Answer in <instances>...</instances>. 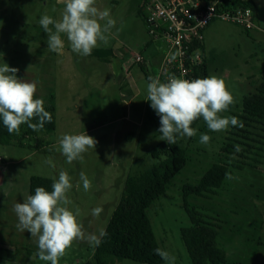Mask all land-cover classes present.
I'll list each match as a JSON object with an SVG mask.
<instances>
[{
  "label": "rangeland",
  "instance_id": "obj_1",
  "mask_svg": "<svg viewBox=\"0 0 264 264\" xmlns=\"http://www.w3.org/2000/svg\"><path fill=\"white\" fill-rule=\"evenodd\" d=\"M254 1L259 9L258 28L247 31L216 20L204 32L208 76L224 79L234 97L221 115L236 117L239 123L213 132L202 118L194 128L196 136L179 138L180 145L189 150V161L147 209L161 249L176 257L175 264H192L181 236V229L191 225L183 206V186L197 183L218 162L233 166L223 186L209 196L190 195L188 201L216 223L217 243L225 249L227 263L264 264V133L258 123L240 117L244 97L264 83V0ZM63 7V0H0V64L18 68L20 79L37 82L36 97L45 104L50 92L55 95L56 122L54 131L39 134L44 141L40 149L35 148V139H27L24 146L0 143V264H50L39 259L36 238L18 230L12 210L30 195L32 176L55 180L61 170L66 171L73 183L69 208H79L78 219L85 231L99 235L120 202L127 178L166 156L160 124L148 116L146 86L153 70L147 66L143 71L135 60V55L148 58L153 52L141 0H97V7L110 9L117 22L109 45L97 48L122 47L126 60L92 54L81 57L67 43L62 54L50 51L48 34L39 20L45 14L59 19ZM83 132L97 141L96 147L69 164L59 151V139ZM201 133L210 136L208 143L200 142ZM227 145L230 152L225 150ZM81 172L92 183L87 192L79 180ZM95 207L103 208L99 217L91 214ZM96 247L75 241L60 264L93 262ZM106 260L108 264H139L114 255Z\"/></svg>",
  "mask_w": 264,
  "mask_h": 264
},
{
  "label": "clouds",
  "instance_id": "obj_2",
  "mask_svg": "<svg viewBox=\"0 0 264 264\" xmlns=\"http://www.w3.org/2000/svg\"><path fill=\"white\" fill-rule=\"evenodd\" d=\"M63 3L59 19L45 14L39 20L48 34L47 48L50 51L62 54L67 43L73 53L88 57L100 45H109L112 29L117 23L110 9L97 7V0H63ZM122 27L116 30L120 31ZM18 71L5 62L0 64V120L9 134L19 135L22 125L36 132L42 131L45 124L51 122L52 115L46 110L44 99L36 97L37 82L18 78ZM148 80L146 101H150V107L159 117L160 140L169 145L176 144L178 138L196 136L197 130L192 124L200 118L213 132L224 131L239 123L236 117L221 115L234 103V97L225 80L218 76L189 80L169 75L162 82L157 75L149 76ZM209 141V135L200 134L201 143ZM96 144L97 141L86 132L64 134L59 139V151L71 164L82 160L83 154L95 149ZM47 163L52 164V161ZM79 180L85 192L91 189L92 183L84 172L80 173ZM72 188V178L61 170L51 191L36 187L34 194L13 205L12 210L18 219L16 227L36 238L37 255L41 261L60 264L75 241H87L98 247L102 237L107 235L103 230L99 235L85 231L78 219L80 209L73 211L69 208L72 201L68 193ZM102 212L103 208L95 207L91 214L99 217ZM154 251L166 264H175L176 257L168 251L161 248Z\"/></svg>",
  "mask_w": 264,
  "mask_h": 264
},
{
  "label": "trees",
  "instance_id": "obj_3",
  "mask_svg": "<svg viewBox=\"0 0 264 264\" xmlns=\"http://www.w3.org/2000/svg\"><path fill=\"white\" fill-rule=\"evenodd\" d=\"M250 4L257 14L256 3L251 2ZM143 14L145 15L144 9ZM113 54L111 49H98L92 52V55L105 59L113 56ZM142 70L146 71L143 66ZM207 70L208 59L205 54L200 76L203 78L208 77ZM47 100L48 104H45V108L51 113L52 120L50 123L45 124L42 131L36 132L27 125H22L19 135L9 134L2 120H0V143L3 145L24 146L27 139H35V148H42L44 141L39 137V134L54 131L56 127L54 115L55 95L50 92ZM148 116L151 121L157 122L155 111L152 108ZM240 117L249 122L258 123L260 130L264 133V83L256 92L244 97L243 114ZM201 119L195 121L192 127L195 128ZM228 145L225 150L230 152ZM162 150L166 153L165 158H161L146 171L127 178L120 202L106 227L105 232L107 235L102 237L101 244L96 247L94 261L87 264H108L106 258L110 255L120 259H132L139 264H166L160 256L155 254L154 250L161 247L153 231L147 209L166 192L171 181L187 165L190 156L189 150L180 145L179 138L176 144L169 145L166 143ZM230 167L233 166L228 162L214 163L197 183H186L183 186V206L190 217L191 225L181 229V236L191 257L192 264H229L227 263L225 249L217 243L218 230L216 229V223L207 219L206 214L191 206L188 197L190 195L209 196L210 194H216L217 189L223 186L230 172ZM234 167L240 166L235 165ZM53 181L52 178L48 177L32 176L29 185L30 194H34L35 188L41 186L51 191Z\"/></svg>",
  "mask_w": 264,
  "mask_h": 264
},
{
  "label": "built area",
  "instance_id": "obj_4",
  "mask_svg": "<svg viewBox=\"0 0 264 264\" xmlns=\"http://www.w3.org/2000/svg\"><path fill=\"white\" fill-rule=\"evenodd\" d=\"M152 54L136 55L135 60L162 82L167 76L184 79L200 76L205 61V29L213 21L235 23L248 31L257 26L254 0H141ZM174 57V58H173ZM159 122V117L155 113Z\"/></svg>",
  "mask_w": 264,
  "mask_h": 264
},
{
  "label": "crops",
  "instance_id": "obj_5",
  "mask_svg": "<svg viewBox=\"0 0 264 264\" xmlns=\"http://www.w3.org/2000/svg\"><path fill=\"white\" fill-rule=\"evenodd\" d=\"M256 3V2H255ZM256 6H257V4H256ZM257 20H259V9H258V7H257ZM98 49H103V48H95L94 50H98ZM112 51H113V56H114V58L116 59L117 58V56H120V58L122 59V60H126L125 58H124V56L127 54L124 50H123V48L122 47H120V48H118V49H111ZM117 52H118V55H117ZM128 52H130L131 53V50L130 49H128ZM136 56V55H135ZM149 57V56H148ZM146 59V58H145ZM109 62H111V61H109ZM112 63V62H111ZM123 63H125V61L123 62ZM123 68H124V70L128 73L129 72V68H127L126 66H125V64H123V66H122ZM148 74V73H147ZM125 119H128L127 117H125Z\"/></svg>",
  "mask_w": 264,
  "mask_h": 264
}]
</instances>
